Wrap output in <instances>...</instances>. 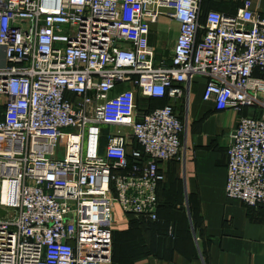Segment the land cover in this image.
<instances>
[{
    "label": "built area",
    "instance_id": "1",
    "mask_svg": "<svg viewBox=\"0 0 264 264\" xmlns=\"http://www.w3.org/2000/svg\"><path fill=\"white\" fill-rule=\"evenodd\" d=\"M159 15L178 24L168 63L148 44ZM200 15L199 0H0V264H111L113 206L156 219L172 101L196 77L215 110L250 109L223 190L264 206V18L248 0Z\"/></svg>",
    "mask_w": 264,
    "mask_h": 264
},
{
    "label": "crops",
    "instance_id": "2",
    "mask_svg": "<svg viewBox=\"0 0 264 264\" xmlns=\"http://www.w3.org/2000/svg\"><path fill=\"white\" fill-rule=\"evenodd\" d=\"M248 1L253 15L264 18V0ZM242 2L199 0V9L232 15ZM148 26L154 60L166 62L178 24L159 15ZM203 84L202 77L192 79L172 101L182 124L180 148L176 158L158 164L163 180L156 188L157 221L135 222L113 206L111 264H264V206H246L223 190L230 134L250 109L215 110L201 99ZM142 104L147 107L148 99Z\"/></svg>",
    "mask_w": 264,
    "mask_h": 264
},
{
    "label": "trees",
    "instance_id": "3",
    "mask_svg": "<svg viewBox=\"0 0 264 264\" xmlns=\"http://www.w3.org/2000/svg\"><path fill=\"white\" fill-rule=\"evenodd\" d=\"M203 14H204V12H202L200 17H199L200 22H202V20H203L202 19V15ZM168 61L169 60H167L166 63H168ZM147 99H148L147 107H143L142 106L143 104L139 100L137 101V108H138L139 111H145V110H148V109H152V108L156 107V103H158V104H160V106H162L163 104L167 103V100H168L165 96L158 97V98H147ZM127 215H129L132 218L133 221L138 222V223L142 222V223L149 224V223H155L157 221V214H156V219L155 220H148V219H144L142 217L137 218V217H134L131 214H127ZM114 242H115L114 233H113V230H112L111 231V263L113 261Z\"/></svg>",
    "mask_w": 264,
    "mask_h": 264
},
{
    "label": "rangeland",
    "instance_id": "4",
    "mask_svg": "<svg viewBox=\"0 0 264 264\" xmlns=\"http://www.w3.org/2000/svg\"><path fill=\"white\" fill-rule=\"evenodd\" d=\"M139 100H140V102L142 103V99H139ZM141 103H140V104H141ZM140 104H139V105H140ZM66 130H67V129H65V131H66ZM60 157H61V152H58V158H60Z\"/></svg>",
    "mask_w": 264,
    "mask_h": 264
},
{
    "label": "water",
    "instance_id": "5",
    "mask_svg": "<svg viewBox=\"0 0 264 264\" xmlns=\"http://www.w3.org/2000/svg\"><path fill=\"white\" fill-rule=\"evenodd\" d=\"M231 143V140H230ZM4 213V210L2 208H0V215H2Z\"/></svg>",
    "mask_w": 264,
    "mask_h": 264
}]
</instances>
